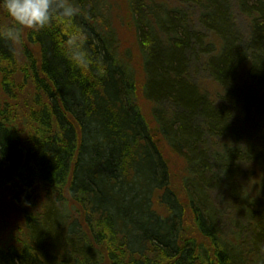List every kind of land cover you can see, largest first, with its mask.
<instances>
[{"label": "trees", "instance_id": "1", "mask_svg": "<svg viewBox=\"0 0 264 264\" xmlns=\"http://www.w3.org/2000/svg\"><path fill=\"white\" fill-rule=\"evenodd\" d=\"M56 1L0 0V264H264V0Z\"/></svg>", "mask_w": 264, "mask_h": 264}, {"label": "rangeland", "instance_id": "2", "mask_svg": "<svg viewBox=\"0 0 264 264\" xmlns=\"http://www.w3.org/2000/svg\"><path fill=\"white\" fill-rule=\"evenodd\" d=\"M160 1H165V2L173 4V0H160ZM105 5H107V11H108L107 14L109 15L111 25L118 35L120 46H126L124 37L126 33L129 35L130 33L129 30L131 29H130V23L127 22L126 24V19L123 13H122L123 16L121 17V11H122V9H120L121 0H106ZM236 20L239 23L240 29L244 31L245 29H244L243 23L244 21H246V19L242 16H237ZM130 38L131 37L129 36V40ZM132 44H133V41H132ZM200 74L196 75L195 73V75L193 74L192 76L195 77V80H196V77L197 79L200 78V84H199L200 86H203V88H205L206 90H213L212 83ZM194 82L196 83V81Z\"/></svg>", "mask_w": 264, "mask_h": 264}, {"label": "bare ground", "instance_id": "3", "mask_svg": "<svg viewBox=\"0 0 264 264\" xmlns=\"http://www.w3.org/2000/svg\"><path fill=\"white\" fill-rule=\"evenodd\" d=\"M47 1H49L48 3H49V6H52V3L51 2H55L56 4H57V1L56 0H47ZM106 1L104 0L103 1V3H105ZM232 6H233V3H232ZM236 9H235V7L233 6L232 7V11H235ZM200 30V32L204 35L205 34V32H207V30H204V29H202L201 27L199 28ZM206 37H208V34L206 33ZM236 37H238V36H236ZM236 37H235V39H236ZM200 54V51L198 52V55ZM196 61V58L195 59H193V60H191V63L193 62H195ZM185 258V256H182V257H180V259L179 260H183Z\"/></svg>", "mask_w": 264, "mask_h": 264}]
</instances>
